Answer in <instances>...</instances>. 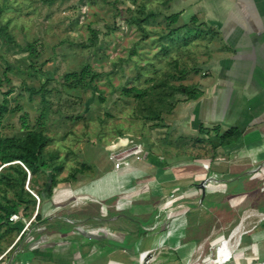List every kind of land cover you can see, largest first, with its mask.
Returning a JSON list of instances; mask_svg holds the SVG:
<instances>
[{
	"label": "rangeland",
	"instance_id": "obj_1",
	"mask_svg": "<svg viewBox=\"0 0 264 264\" xmlns=\"http://www.w3.org/2000/svg\"><path fill=\"white\" fill-rule=\"evenodd\" d=\"M192 4L193 0H0V26L8 24L10 34L9 37L0 34V103L5 98L9 102L7 114L1 122V133L3 136L24 137L29 131H43L51 138L46 151L56 154L58 159L55 162L64 166L57 175V184L51 195L50 175L41 173L37 176L33 182L34 190L26 184V189L34 194L42 190L44 199H37L36 210L21 206V213L29 216L16 215L19 219L12 216L11 232L6 233V227L2 228L0 246L8 254L0 255V258L5 256L0 264H17L15 259L27 261L33 258L27 251L38 241L41 245L49 242L46 235H50L48 230L51 227H48L55 218L64 216L67 222L75 223L74 232L80 241V235L84 233L105 229L103 224L91 226L97 224L93 223L90 228L82 225L84 221L77 224L72 214L87 216L83 208L86 204H91L93 214L98 213L99 205L101 208L116 206L122 195L116 194L108 199L102 196L107 191L106 187L113 188L114 185L117 192L121 186L126 188L132 183L135 177L128 163L96 181L113 165L110 157L113 152L125 151L127 153L124 152L122 157L131 156L138 146L144 149V155L147 150L159 155L164 147L171 153L180 149L186 156L197 154L198 150L205 151L194 150L193 142L182 138L179 125L174 123V112L162 114V121L146 122L143 115L149 114L151 95L142 103L129 91L131 88L153 89L160 82H167L170 86H182L189 91L181 96L183 102L175 95L176 102L184 103L196 101L188 99L193 86L202 92L200 88L210 84L212 78L207 65L214 54H219L222 43L220 36L215 37L213 33L216 30L194 13ZM151 12L155 15L143 23L145 31L132 23L131 16L142 17ZM174 15H178L177 22L168 19ZM190 27L204 33L195 36L193 32L188 43L182 42L181 38ZM30 46L33 49L30 50ZM32 51L33 55L30 54ZM87 65L91 66L92 76H95L89 86L66 82V74L80 72ZM158 91L165 96L170 94L166 90ZM185 114L183 112L182 116ZM171 141L175 145L172 146ZM256 160L251 158L249 166H258L260 163ZM81 164L87 168L78 174V181H66ZM2 166L0 169L7 165ZM258 178L256 188L260 189L264 174ZM93 181L96 189H90L104 198L103 203L101 200L89 201L84 196L83 189ZM224 189L227 190L226 187ZM9 197L14 198V194L10 192ZM257 198L254 207L264 204V192L260 196L261 201ZM262 211L239 208L233 227L226 225L225 233L220 235L218 232L202 243L195 250L192 261L210 264V260H215L216 246L219 249L223 246L236 222L245 215H254L246 221L248 228L258 223L260 230L264 226V221L259 223L263 218ZM38 212L42 220L31 224ZM25 230L26 235L20 239ZM38 233L45 236L37 238ZM242 237L234 258L244 257L250 260L247 264H258L259 249L251 242L257 240L256 237H264V229L257 232L256 237L252 233L251 239L249 234L241 240ZM260 262H264V254Z\"/></svg>",
	"mask_w": 264,
	"mask_h": 264
},
{
	"label": "crops",
	"instance_id": "obj_2",
	"mask_svg": "<svg viewBox=\"0 0 264 264\" xmlns=\"http://www.w3.org/2000/svg\"><path fill=\"white\" fill-rule=\"evenodd\" d=\"M192 5L201 21L216 30L222 45L207 65L210 84L200 88L203 95L196 101L176 106L174 123L179 125L182 138L193 142L194 150L205 151L186 156L180 149L171 153L164 147L159 155L147 150L140 158H128L127 165L135 177L132 183L117 192L114 185L115 189L106 187L102 196L109 199L128 194L131 202L117 207L99 205L97 214L92 213L91 204H86L85 219L82 214H72L77 224L84 221L82 225L87 228L93 223L97 224L91 226L103 224L107 232L102 231L101 237L84 233L80 241L74 232L75 223L67 222L64 216L55 218L48 227L49 242H36L27 251L33 258L15 259V263L141 264L144 255L157 250L152 264H197L192 261L195 250L218 232L233 227L239 208L264 212V204L254 207L257 195L261 201L263 193L256 188L258 175L264 174V0H193ZM183 112L186 114L182 116ZM201 125L208 135L201 134ZM230 130L235 132L232 141L222 143L221 134ZM251 158L260 164L249 166ZM112 164L96 181L123 166ZM95 184L93 181L83 189L84 196L103 203L104 198L91 190L96 189ZM242 227L239 224L225 240ZM260 230L257 227L253 236ZM41 236L45 234H36ZM239 239L226 250L232 253L231 264L250 262L233 256ZM256 239L257 243L264 241V237ZM218 250L216 246L214 259L220 255Z\"/></svg>",
	"mask_w": 264,
	"mask_h": 264
},
{
	"label": "trees",
	"instance_id": "obj_3",
	"mask_svg": "<svg viewBox=\"0 0 264 264\" xmlns=\"http://www.w3.org/2000/svg\"><path fill=\"white\" fill-rule=\"evenodd\" d=\"M154 15L155 14L153 12H151L150 14H144V16L142 17L133 15L131 16V21L132 23L137 24L143 31H145L143 23L148 21L150 17H154ZM168 19L177 22L178 15L171 16ZM193 19L194 21H197L196 17H194ZM197 29L191 27L188 28L186 34L181 38L182 42L188 43V39L191 38L193 32H195V36H202L204 32ZM171 33H173V31H171ZM213 33L215 37L218 35V33L215 31H213ZM0 34H6L8 37L10 36V34L8 33V24L0 26ZM31 49H33L32 46H30V50ZM33 53L34 51H32L30 54L33 55ZM195 72L197 73L198 71L196 70ZM94 77V75L92 76L91 66L87 65L80 72H72L66 74L65 80L70 85L89 86ZM88 78H91V80H89ZM158 90H166L169 91L168 93L170 94H168V96H165L163 92ZM129 91H132L135 94L136 98H138L142 103L145 102V99H147V97H150L151 95L152 104H150L149 114L143 115V118L146 122L149 120L162 121V114H172L176 105L179 103V101L176 102L177 99H175V95H178L179 100L181 99V96H184L185 94H187V92H189L182 86H170L167 82H160L159 86L153 89L131 88L129 89ZM202 95L203 93L197 91L195 89V86H193V88L190 90V93L188 94V96H190V98L188 99L197 100ZM182 100L183 99H181L180 102ZM153 103L155 104V107L153 106ZM156 103L158 104L156 105ZM8 107L9 102L8 99L5 98L4 101L0 103V165H7L4 167L2 166L3 168L0 169V232L2 231L3 227H6V233L12 231V229L10 228V221L12 216L22 215L23 217H26L27 214L21 213V206H24V209L33 207L36 210L37 198L31 190L30 192L26 189V184L28 183V185L34 190L35 187L33 186V182L36 180L37 176H39L41 173L50 175L49 179H51V182H47V184L49 183V185L51 186L49 190V193L51 195L53 194V190L57 184V175L58 173H61L64 168L63 163L55 162L56 159H58V156H56V154L46 151L47 147L51 143V138L43 131H29L24 137L2 135L1 122L7 114ZM200 131L201 134L208 135L209 133L208 130L203 128L202 125L200 126ZM234 134L235 132L232 130L225 132L224 134H221L220 141L222 143L231 142V137ZM85 168H87V166L85 165L84 167V164H81L80 168H78L81 170H75V172L70 174L65 180H71L75 182L78 181V174L81 173V171H83ZM10 192L14 194V198L9 197ZM36 195L41 201L44 199L42 190H38ZM35 220H39L38 222L42 220L40 212L35 214ZM33 223L34 221L31 222V224ZM26 233L27 230H25L20 235V239H22L24 235H26ZM5 253L6 252H3V249L0 246V255Z\"/></svg>",
	"mask_w": 264,
	"mask_h": 264
},
{
	"label": "built area",
	"instance_id": "obj_4",
	"mask_svg": "<svg viewBox=\"0 0 264 264\" xmlns=\"http://www.w3.org/2000/svg\"><path fill=\"white\" fill-rule=\"evenodd\" d=\"M127 151L129 152L130 150H127ZM124 152H120V153L119 152H113L111 154V156H110L111 160L113 162H115V167L116 168H119L121 165L126 164L127 163V159L129 157L136 156L137 158H140V156L143 155L142 152H144V149L141 148L140 146H138V149L135 148V152L131 156L130 155L129 156L125 155V157H122V155H124ZM125 153H127V152H125ZM260 190L264 192V183H262V185L260 187ZM34 195L38 199V201H40L39 197L36 194H34ZM129 202H131L130 196L128 194H125V195H122L121 197L118 198L116 206H118V205L121 206V205H124V204L129 203ZM252 216H254V215H247L246 217H243L240 222H236L234 230H236L239 227V224H242L243 230L249 233V237L250 236L252 237V232L257 228V225H258V223H257L255 226H253V228H251V229L248 228V226L246 225V221L248 219H250ZM262 216H263L262 221H259V223L264 221V213H263ZM14 217H16V219H19L18 216H16V215H14ZM95 230L96 231H93V232L91 231V234L93 233L95 235H99V234H102V231L107 232V230L100 229V228L95 229ZM75 233L77 234V232H75ZM87 233H89V232H87ZM251 237H250V239H251ZM252 243H255L258 246L260 254L257 255V261L259 263L260 257L264 254V252H263L264 251V247H263L264 242H261V243L258 242L257 243V241L255 239H253L251 244ZM239 246H240V244L237 245V247H239ZM157 255H158L157 250H154L153 252H150V253L144 255L143 258H142L141 264H152L157 259ZM259 255H261V256H259ZM4 257L5 256L3 255L0 258V261Z\"/></svg>",
	"mask_w": 264,
	"mask_h": 264
},
{
	"label": "bare ground",
	"instance_id": "obj_5",
	"mask_svg": "<svg viewBox=\"0 0 264 264\" xmlns=\"http://www.w3.org/2000/svg\"><path fill=\"white\" fill-rule=\"evenodd\" d=\"M248 225V224H247ZM253 228V227H252ZM248 232H246V231H244L243 230V227L232 237V236H230V237H232L229 241H228V243H227V241L225 240V242H224V244H223V246L218 250L219 251V257H217L216 259H215V261H210V264H221V263H223L224 262V259H222V261H218L219 259H220V257H222V252H224V251H226V250H229V249H231V247H232V245L234 244V243H236L237 242V240H238V238L239 237H242L244 234L246 235ZM244 235V236H245ZM227 244V245H226ZM226 246V247H225ZM241 248V247H240ZM223 254H225V252L223 253ZM230 255H232V253H230ZM258 264H264V262L263 263H258Z\"/></svg>",
	"mask_w": 264,
	"mask_h": 264
},
{
	"label": "water",
	"instance_id": "obj_6",
	"mask_svg": "<svg viewBox=\"0 0 264 264\" xmlns=\"http://www.w3.org/2000/svg\"><path fill=\"white\" fill-rule=\"evenodd\" d=\"M224 252H225V254H223ZM224 252H222V256L224 257L223 259H224L225 263L231 262L232 255H230V253L228 251H224ZM213 261H215V260H213Z\"/></svg>",
	"mask_w": 264,
	"mask_h": 264
}]
</instances>
